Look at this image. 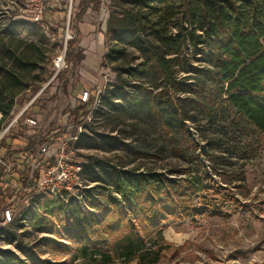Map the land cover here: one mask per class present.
<instances>
[{
	"label": "trees",
	"instance_id": "obj_1",
	"mask_svg": "<svg viewBox=\"0 0 264 264\" xmlns=\"http://www.w3.org/2000/svg\"><path fill=\"white\" fill-rule=\"evenodd\" d=\"M103 1L80 0L74 22L89 9L100 11ZM108 5L106 33L115 47L104 55L103 65L122 64L124 69L115 68L117 82L104 95L107 114L112 118L115 113L119 121L135 120L136 132L144 124L146 132L153 128L157 136L145 133L130 142L107 141L104 136L100 141L84 133L78 146L123 151L135 160L151 158L155 163L167 152L188 168L172 171L176 177H171L156 168L85 165V179L106 183L109 193H99L101 198L94 200L97 213L71 209L70 240L79 243L80 254L94 258L95 264H158L168 246L165 222L209 210L194 207V199L211 188L213 177L202 173L206 165L201 163L199 144L185 130L184 121H195L188 107L211 123L228 120L239 131L252 130L264 140V0H108ZM77 42L67 41L69 61ZM0 44L10 50L8 43ZM135 52L139 63L132 66L133 59L127 58ZM3 85L0 74V131L12 116L16 95ZM32 87L37 93L42 85ZM96 92L93 89L90 101L80 102L76 109L77 128ZM65 247L71 251V245ZM15 258V264L22 263Z\"/></svg>",
	"mask_w": 264,
	"mask_h": 264
},
{
	"label": "rangeland",
	"instance_id": "obj_2",
	"mask_svg": "<svg viewBox=\"0 0 264 264\" xmlns=\"http://www.w3.org/2000/svg\"><path fill=\"white\" fill-rule=\"evenodd\" d=\"M32 1L0 0V40L10 46V50H5L0 44V74L5 84L2 89L16 94L12 116L5 124L38 96L10 136L26 135L25 119L34 115L43 133L60 131L78 136L73 144L84 166L97 162L111 170L156 168L171 177H176L172 171L187 169L182 159L167 152L161 153V159L155 163L151 158L135 160L123 151L78 146L84 133L100 141L105 136L107 141L117 138L127 142L145 133L156 137L157 133L153 128L146 132L144 124L136 132L135 120L123 117L119 121L115 113H111L112 118L107 114L104 95L117 82L115 68L124 69L122 64L103 65L104 55L115 47V40L106 33L110 17L108 0L103 1L100 11L90 9L77 22L74 18L80 0H44L46 10L38 21ZM92 34L101 38L85 39ZM72 38L78 42L70 49L69 61L65 58L67 39ZM92 43L96 44L92 47L96 49L93 54ZM138 56V52L128 56V60L133 59L132 66L139 63ZM59 57L64 60L59 62ZM37 83L42 87L34 93L30 87ZM93 89L97 90L95 102L79 117L77 128L75 111L81 105L79 94ZM188 110L195 121H184L185 130L199 144L200 160L206 165L202 173L213 177L211 188L194 199V207L199 210L206 206L209 210L165 222L168 246L158 264H264V140L252 130L239 131L228 120L211 123L198 111L189 107ZM85 181L94 184V192L86 193L88 197L94 193L104 197L109 193L110 186L106 183ZM81 199L74 194L31 193L27 201L17 206L19 218L24 220L0 224V264H15V256L22 261L18 264H95L94 258L80 254L79 243L70 240L71 209L97 213L95 208L87 209ZM93 203L92 198L90 206ZM213 211L216 213L212 214ZM65 245H71V251ZM110 264H136V260H115Z\"/></svg>",
	"mask_w": 264,
	"mask_h": 264
},
{
	"label": "built area",
	"instance_id": "obj_3",
	"mask_svg": "<svg viewBox=\"0 0 264 264\" xmlns=\"http://www.w3.org/2000/svg\"><path fill=\"white\" fill-rule=\"evenodd\" d=\"M32 9L36 21L43 19L46 10L44 0H33ZM58 60L62 62L64 59L59 57ZM37 97L12 121L4 123L0 131V224L8 225L20 219L17 206L37 191L74 194L78 199L82 197L81 201L90 210H94L90 206L92 198H101L100 194L86 195L94 192V184L84 179V165L73 144L78 136L43 133L41 123L34 115L25 119L26 135L10 136L18 120ZM90 97L89 90H82L79 94L82 103H88Z\"/></svg>",
	"mask_w": 264,
	"mask_h": 264
},
{
	"label": "crops",
	"instance_id": "obj_4",
	"mask_svg": "<svg viewBox=\"0 0 264 264\" xmlns=\"http://www.w3.org/2000/svg\"><path fill=\"white\" fill-rule=\"evenodd\" d=\"M89 10H90V9H89ZM89 10L87 11V13H88V12L90 13L93 9L90 10V11H89ZM93 12H94V10H93ZM94 35H95V34H92V36L89 35L87 38L85 37V39H100V38H101V37H97V36H94ZM83 39H84V37H83ZM93 45H96V44H93V43L91 44V54H93V52L96 50L95 48L92 49Z\"/></svg>",
	"mask_w": 264,
	"mask_h": 264
}]
</instances>
